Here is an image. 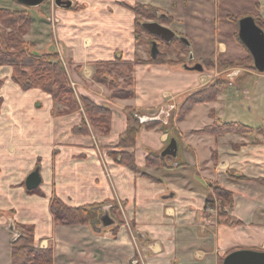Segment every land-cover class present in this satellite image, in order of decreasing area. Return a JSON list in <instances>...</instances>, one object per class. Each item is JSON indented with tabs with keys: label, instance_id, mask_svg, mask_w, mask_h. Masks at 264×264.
Returning <instances> with one entry per match:
<instances>
[{
	"label": "crops",
	"instance_id": "crops-1",
	"mask_svg": "<svg viewBox=\"0 0 264 264\" xmlns=\"http://www.w3.org/2000/svg\"><path fill=\"white\" fill-rule=\"evenodd\" d=\"M45 2L43 29L38 31L43 30V47L57 48L79 104L86 97L109 108L111 124L108 133L89 122L87 133L72 132L86 119L82 108L53 114L59 105L50 95L38 88L22 90L12 81V67L0 66V264H11L14 222L34 226V244L52 249V264H219L220 257L234 250L264 251V134L258 131L264 130V119L245 135L194 133L214 120L224 122L218 114L191 125L187 114L172 131L141 127L128 149L137 167L131 170L110 155L126 130L127 109L146 111L141 122L166 123L179 100L208 83L207 73L137 64L135 94L126 99H110V90L93 80L94 63L117 55L128 61L137 55L147 58L128 5H149L169 15L168 27L188 38L192 59L202 64L209 58L236 61L250 55L238 39V23L228 16L264 19V0H71L69 8ZM29 28H36L33 20ZM232 72L240 79L264 76L250 68ZM236 86L248 101H257L258 94ZM223 92L210 102L209 111L217 110ZM172 139L176 155L148 166L146 156L161 155ZM36 168L42 194L25 188ZM212 183L231 192L221 215L220 199L215 208L207 207L209 195L215 196ZM52 193L73 207L115 201L122 224L117 229L115 220L95 228L58 224L49 211Z\"/></svg>",
	"mask_w": 264,
	"mask_h": 264
},
{
	"label": "trees",
	"instance_id": "trees-1",
	"mask_svg": "<svg viewBox=\"0 0 264 264\" xmlns=\"http://www.w3.org/2000/svg\"><path fill=\"white\" fill-rule=\"evenodd\" d=\"M21 8L22 6L14 0ZM135 15H147V18L155 19L156 13L160 18L156 21L160 23H171L172 18L166 13L149 5L134 3L127 6ZM135 18V34L136 28L141 26L139 18ZM246 15L228 16V19L238 23V20ZM257 25L264 28V19L254 18ZM32 18L26 9H8L0 7V66L9 65L12 67V81L16 83L22 90L38 88L44 93L51 96L52 100L59 106L63 107L60 111H53V114H68L83 109L86 119L82 120L79 125L72 129L77 134H85L88 131V122L91 126L101 129L103 133H108L111 124V111L109 108L97 105L86 97L81 98V104L76 99L74 89L71 85L65 65L54 52H38L34 49V45L26 41L23 37L31 25ZM149 35V34H148ZM137 36V35H136ZM150 36V35H149ZM138 41V38H137ZM158 45V53L149 60H124L120 55L115 56L113 60L101 61L94 63L93 80L105 85L110 90V99L132 98L135 94V79L133 71L137 64H178L179 61L169 60L165 57L166 51H173L176 45L186 46L178 39L171 42H164L156 39ZM209 60L202 61L203 65L208 64ZM225 65H231L235 62L232 60L224 61ZM235 64L245 68L255 70L252 57L249 55L245 59L237 61ZM123 81V84L120 83ZM3 81L0 79V86ZM220 82L212 83L201 88L200 90L185 97L178 108L176 120H183L194 106L207 102L215 101L220 94ZM0 97V107L2 104ZM138 110L133 108L127 109V127L120 135L116 145L117 151L110 152L111 157L120 165L126 166L131 170H137L134 153L129 148L135 145V141L140 128L146 130L156 127L158 120H149L138 123ZM250 130L251 128L241 123H226L214 120L210 125L205 126L201 131L211 133L213 135H221L227 132H240ZM169 156L161 157L154 153L146 156V164L148 166H159L164 162H168ZM171 160V159H170ZM235 178L242 176L232 175ZM30 193L42 194L40 189L29 191ZM212 192L215 197L221 200L222 214L223 206L230 203L231 192L223 187L212 184ZM212 201L211 195L207 199V203ZM109 206V215L116 221L117 229L122 220L120 218L119 206L115 201L105 200L99 203L86 204L81 206H69L64 203L56 194L52 193L49 199V211L53 220L62 225H97L99 214L102 207ZM13 211H11L12 213ZM17 232L16 237L11 242V264H52L53 253L51 248H38L34 244L33 229L31 224H22L14 222L12 224ZM230 253V252H229ZM228 254V253H227ZM219 258V264H222L223 258ZM139 264V263H136Z\"/></svg>",
	"mask_w": 264,
	"mask_h": 264
},
{
	"label": "rangeland",
	"instance_id": "rangeland-1",
	"mask_svg": "<svg viewBox=\"0 0 264 264\" xmlns=\"http://www.w3.org/2000/svg\"><path fill=\"white\" fill-rule=\"evenodd\" d=\"M51 1H53V0H51ZM46 5H47V3L43 2L42 4L35 6V7H24L21 5L22 6V8H21L18 4H16L14 2V0H0V7H5L8 9H11V10L26 9L28 14H30V16L33 20V24L36 25V28L33 29L34 30L33 32H31V30H30L31 28H28L26 36L24 34L23 37L26 41L31 40L29 42L34 45V49L38 52H49L48 49L43 47V42H44L43 41V30H40V32H38L39 29H41V28L43 29V19L45 18V17H43V14H45L44 8H46ZM137 17L139 18L140 21L143 22V21H149V20H158L160 18V15H159V13H156L155 19L147 18V15L146 16L145 15H142V16L138 15ZM162 24L168 26V24H170V23H168V24L162 23ZM136 35H137V38L140 42L141 41L144 42V50H145L144 56L147 57L144 60H149L151 58L150 57L151 56L150 55L151 41L156 40L157 38H154L151 35L149 36L148 33H146L142 29L141 26L140 27L138 26L136 28ZM189 48L190 47H186V49H185L182 45H176V46H174V48H172L173 51L163 50L165 52L164 55L167 59L173 60L176 62L179 61L178 64L169 65V66L174 67V68H178V69L183 68V69L188 70V71H194V72H196L202 76L205 73H207L208 83L205 84L202 88H204L205 86L210 85L212 83L220 82V84H221L220 93L223 91L224 92H223L222 98L218 102V108L215 112L213 111V109H210V111H209L210 102L198 104V105H196V107L194 106L195 108H193V111L191 113L189 112V115L191 114L190 115L191 118H189V120H188L189 122L187 123V125L194 124L195 122H196V124H198V123L203 124L208 119L217 118V114H218L219 116L220 115L223 116V117L221 116V118L226 123H232V122L241 123L243 125H247L250 128H258V127L262 126L263 119H264V95H262L261 93L264 94V76L263 77L258 76V77H252V78L246 77L245 79H240L241 77H238L240 75L234 76V74H233L234 72H232L233 70L237 71V69L238 70H245L246 69L245 67L238 66L237 64H235L239 60L234 61L235 62L234 64L225 65L223 62L229 61V60L217 59L215 61L214 59L209 58L208 60L210 62H208V64H206V65H203L202 71L190 70L188 67L193 66L194 63L199 61V60L198 59L188 60V55L190 52ZM56 49L57 48L55 47V50L51 51V52H54L59 56V52ZM59 59L62 61L60 56H59ZM142 59H143L142 56H139V55H137V57L135 58V60H142ZM62 63L65 64L64 61H62ZM214 69H216L217 72L211 73L212 70H214ZM120 83L123 84V81H121ZM237 84H239L241 87L248 88L251 91V93H253V95L258 94V96L254 95V97H256L255 99L258 98L257 101H255V102H252L251 100L248 101L245 93H242L237 88V86H236ZM196 91H198V90H196ZM196 91H193L190 94L188 93V94H186V96L191 95L192 93H195ZM185 97H183V99L179 100L176 103L177 105L174 106V109H172L170 111V113H169L170 115H169L168 120L166 122L167 124L164 123L163 120H161V121L158 120L159 122H157V124L159 125V127L162 131L167 130L168 127H170L171 131H172L173 125L175 124V122H178L176 120V114L178 113V108H179L180 104L182 103V101L185 99ZM249 105L252 106L251 109L253 111H251V112L248 110ZM61 109H63V107L58 106L56 108L55 112L60 111ZM145 112L146 111H143V110L138 111L137 120H138L139 124L141 122L139 119V116H141ZM203 128H201L199 130H195L194 133H196L198 135L205 133V132L201 131ZM99 130H101V129H99ZM242 130L243 131L233 132V133L245 135L247 133H252L254 131L252 129H250L248 131L244 130V129H242ZM258 131H260L262 133V135L264 134L263 129H259ZM172 135L177 136L178 134H177V132L174 133V130H173ZM177 138H178V136H177ZM156 155H160V154H156ZM170 159H171V157H170ZM170 159H167V160H170ZM212 184L215 185L216 183H212ZM211 197H212V201H209L207 203L208 204L207 207L208 208H215V206H216L215 201H217L219 198L213 196L212 194H211ZM220 208L221 207H219L218 209H220ZM103 212H104V210H101V212L99 214V219H100V216L103 214ZM12 224L13 223H11V225ZM97 225H102L101 221H98Z\"/></svg>",
	"mask_w": 264,
	"mask_h": 264
},
{
	"label": "water",
	"instance_id": "water-1",
	"mask_svg": "<svg viewBox=\"0 0 264 264\" xmlns=\"http://www.w3.org/2000/svg\"><path fill=\"white\" fill-rule=\"evenodd\" d=\"M24 7H35L46 0H16ZM54 5L57 7L69 8L72 4L71 0H53ZM142 29L154 38L161 39L164 42H171L173 39H178L186 47L190 46L187 37L177 34L170 27L156 21L149 20L141 22ZM238 39L247 49L252 57L254 68L264 73V30L257 25L253 16L247 15L238 20ZM158 53V45L156 40L151 41L150 55L155 57ZM192 59V54L189 53L188 60ZM190 70L202 71L203 66L201 63H195L193 66L188 67ZM177 151V143L174 139L168 144L166 149L161 153L162 156L171 155L175 156ZM41 184V176L39 169L33 170L25 180V188L29 191L37 189ZM100 221L103 227L114 224V220L109 216L107 209H104L103 214L100 216ZM95 228V225H91ZM10 229L13 226L10 225ZM99 229V228H98ZM222 264H264V251L252 249H238L228 253L222 260Z\"/></svg>",
	"mask_w": 264,
	"mask_h": 264
}]
</instances>
